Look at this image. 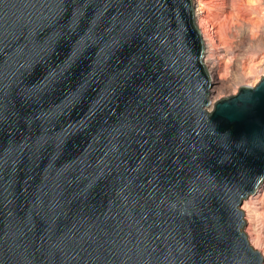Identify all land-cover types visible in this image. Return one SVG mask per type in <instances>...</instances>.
I'll return each instance as SVG.
<instances>
[{"label": "water", "instance_id": "water-1", "mask_svg": "<svg viewBox=\"0 0 264 264\" xmlns=\"http://www.w3.org/2000/svg\"><path fill=\"white\" fill-rule=\"evenodd\" d=\"M191 0H0V264H263L264 75L218 99Z\"/></svg>", "mask_w": 264, "mask_h": 264}, {"label": "rangeland", "instance_id": "rangeland-1", "mask_svg": "<svg viewBox=\"0 0 264 264\" xmlns=\"http://www.w3.org/2000/svg\"><path fill=\"white\" fill-rule=\"evenodd\" d=\"M211 1L205 7V10L208 14V16L206 17L205 25H207V30L209 31V33L211 32V35L212 37H214V41L218 46L216 61L218 62V64H220L219 68H221L222 70L224 69L223 74L221 71L223 79L230 82V85L227 86V88L223 90V92L217 97V99L215 100L216 102L222 97H227L235 94L238 91L239 87L243 85L254 86L260 80L261 76L264 75V10H262L261 13H257L256 11H252L251 9L252 7L257 5H259L261 8H264V0H240L237 2V4L235 5L236 7L248 8L247 17H249L251 20L253 19V21L255 22H259L262 26L260 30L257 31V33L256 31H254L253 38L247 37L242 41H227L224 44L223 42H221L220 44L218 43V32H222L224 30L223 28L225 27L223 25L224 23L221 24V22L225 21L226 17L225 15L219 13L224 6L221 3L222 0ZM193 6L194 8L196 7L194 4ZM216 14L217 16H215ZM209 16L214 18H210ZM224 50L228 51V56L225 58L219 55V52H222ZM251 61L254 62V70L253 68L250 69L241 65L242 62L247 63ZM211 84L213 86V83ZM212 95L213 94H211L209 97L210 100H212ZM213 96H215V94ZM257 196L258 198L260 196H263V201L259 204L253 203L251 200V198L257 199ZM239 208L244 213L243 219L245 221V224L243 226V231L245 232L250 245L255 249H258L264 258V214H262L261 212V209H264V185L260 193L255 194L254 196L250 195L245 198ZM255 245H259V247H256Z\"/></svg>", "mask_w": 264, "mask_h": 264}, {"label": "bare ground", "instance_id": "bare-ground-1", "mask_svg": "<svg viewBox=\"0 0 264 264\" xmlns=\"http://www.w3.org/2000/svg\"><path fill=\"white\" fill-rule=\"evenodd\" d=\"M191 1H193V4L196 6L193 9L194 10V19H195V24L197 26V29L199 30L201 40H202V44H203V52H202V56H201L202 64L206 68L210 82L213 83V86L210 83L211 84L210 90H209L210 95L215 94V96L212 95V100H210V104L207 107V110H210V109H212L217 97L223 92V90H225L227 88V86L230 85V82L223 79L222 74H223L224 69L222 70L221 68H219L220 64H218V62L216 61V54H218V51H217L218 46L216 45V43L214 41V37H212V35H211V32L209 33V31L207 30V28H208L207 25H205L206 17L208 16V14L205 10V7L207 4L210 3L211 0H191ZM238 1H240V0H224V1L222 0V2H221L224 6L223 8H225V7L226 8L225 9L222 8V10H220L221 12H219V13L225 15L226 19L223 22H221V20H220L221 24L224 23L223 25L225 27L223 28L224 30L222 32H218L219 33V37H218L219 38V42H218L219 44L221 42H223V44H224L225 42L232 41V40L242 41L244 38H247V37L253 38L254 37V31H256V33H257V31H259L261 26H262L259 22H255V21H253V19L251 20L249 17H247L248 8H246V7L241 8V7L235 6ZM243 4H245V3H243ZM217 8H219V7H217ZM251 9H252V11H256L257 13H261V11L264 10V8H261L259 5L254 6ZM215 16H217V14ZM209 17L214 18L211 16H209ZM218 18H219V16H218ZM261 22H262V20H261ZM219 31H220V28H219ZM219 55H221L223 58H225L228 56V51L224 50L222 52H219ZM253 63L254 62H252V61L247 62V63L242 62L241 65L244 67L250 68V69L253 68V70H254L255 67H254ZM221 71H222V74H221ZM263 185H264V183L262 184V186H260L256 190V192L254 194H252V196L260 193ZM251 200L253 203L259 204L263 201V196H260L259 198L257 196V199L251 198ZM249 231H251V230H249Z\"/></svg>", "mask_w": 264, "mask_h": 264}, {"label": "clouds", "instance_id": "clouds-1", "mask_svg": "<svg viewBox=\"0 0 264 264\" xmlns=\"http://www.w3.org/2000/svg\"><path fill=\"white\" fill-rule=\"evenodd\" d=\"M262 214H264V209H261ZM256 247H259V245H255Z\"/></svg>", "mask_w": 264, "mask_h": 264}]
</instances>
